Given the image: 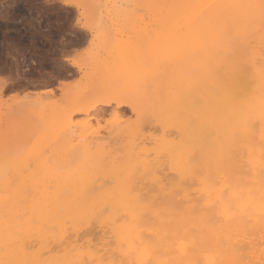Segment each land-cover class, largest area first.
<instances>
[{
	"label": "bare ground",
	"instance_id": "1",
	"mask_svg": "<svg viewBox=\"0 0 264 264\" xmlns=\"http://www.w3.org/2000/svg\"><path fill=\"white\" fill-rule=\"evenodd\" d=\"M58 1L81 4L76 0ZM160 2L183 5L209 0ZM162 10L164 15L183 11ZM225 13L214 19L222 58L211 78L192 83L197 54L181 57L162 53L156 42L154 53L148 55L151 61L154 55L157 58L153 62L155 83L153 88L148 87L153 82L148 81L146 86L151 91L144 90L129 100L98 97L92 105L75 112L70 109V113H61L55 107L51 112L47 103H31L28 116L36 130L26 136V146L32 144L29 140L36 133L34 142L50 153L39 160L33 156L29 164L31 154L23 147L20 160L15 159L20 153L15 150L17 154L5 156L7 161L0 163V258L24 264H63L66 260L76 264H247L249 257L257 262L261 259L264 122L258 111L247 113L248 123L236 116L225 120L205 114L226 94L236 114L258 100L264 40L258 28L246 31L236 25L232 15L228 19L231 26L227 20H217ZM224 24L227 27H220ZM108 61H93L96 70L91 61L87 65L95 71L98 66V71L104 70L102 79L89 84L99 96L117 87L115 78H105ZM70 65L82 70L77 60ZM180 79L189 87L176 103L173 85ZM66 84L62 81L60 87L65 89ZM50 92L52 89L35 94L40 98L41 93ZM146 96L150 102L144 103ZM99 102L101 111L115 104L116 114H120L119 108L128 107L137 119L115 123L107 139L83 135L89 119L75 121L73 113L89 116ZM52 151L58 154L53 157ZM85 153L94 158V166L76 173L75 179H67Z\"/></svg>",
	"mask_w": 264,
	"mask_h": 264
},
{
	"label": "rangeland",
	"instance_id": "2",
	"mask_svg": "<svg viewBox=\"0 0 264 264\" xmlns=\"http://www.w3.org/2000/svg\"><path fill=\"white\" fill-rule=\"evenodd\" d=\"M76 1L85 7L79 9L73 8L71 7L72 5H64L58 0H50L48 3H43L41 0H0V47H2V50H0V80H6L11 86L6 91L5 87L0 85V163L7 161V157L5 158V156L10 157L9 155L11 154H13L11 156H14L17 151L21 153L23 147L28 149L32 144L36 143L34 142L36 133L29 140L33 141L32 144L29 143V145L26 146L27 143L25 142L28 140L26 136H28V134H33L36 130L31 124L33 119L30 120V116H28V110L33 106L31 103L36 104V102H38L39 104L41 103V105L47 103L48 106L46 108H50L51 112L57 109L56 111L61 113H70L68 111L70 109L73 110H71V112H75L79 107H87L86 104L92 105L94 101L96 102L98 100V97H102L101 99L118 97L128 100L133 97L135 98L144 90L146 91V86L150 84L147 83L148 85H144L140 93H134L124 91L121 86L115 85L114 80L113 83L117 87L113 88L114 90L111 89L109 93L102 94V96H99L96 92L93 93L91 91L93 86L92 88L89 86L90 83L91 85L94 84L95 80L103 78L104 70L98 71L101 69L98 66V73L95 71V63L92 64L95 60L104 58L109 60V63H114L118 59L122 57L127 58L128 56L129 58L134 57L135 60H137V55L142 54L144 57L146 56L145 60L152 59V57H149L152 55L151 53H154V44L157 42L155 33L159 26L158 20L164 15L162 8L155 6H162L163 2H160L162 0ZM207 1L208 0H204V2ZM248 2L255 3L257 1L249 0ZM33 3H36L38 6L34 8L32 6ZM208 3L216 4L217 1L209 0ZM225 14L227 16H225ZM225 14L218 17L217 20L224 22L226 20L228 21V19H232L229 13ZM33 15H43L45 26H48L49 23L51 24L50 34L45 41H42L41 46H38V50L28 49L22 46L19 40V36L26 28L30 17ZM229 23H232L231 20L230 22L228 21V26H231L232 24ZM225 24L223 26H221V24L220 27H227ZM92 26H96L101 33L109 34L107 36L101 35L95 43H93L90 32V27ZM68 52L73 54L79 53V58L76 60L82 64V70L73 67L64 60L66 56L65 53ZM144 57H142L143 60ZM153 58L152 62H156V55H154ZM89 61H91L95 70L87 66ZM107 71H105L107 74L105 78L110 79L111 77L114 79V75L109 72V70ZM100 72L102 75L99 74ZM90 74L96 75L91 76ZM155 77L156 76L153 75L149 78L148 81L153 83L148 87L153 88ZM62 81H64L65 84L67 82L65 89L63 88L64 86L62 88L60 87ZM96 82H98V80ZM48 89H52L53 92L48 94L41 93L42 95L40 94V98L35 94L36 92ZM149 89L150 88H148L147 91H151ZM93 91L96 90L93 88ZM21 96H23L22 99ZM151 96L152 95H150L149 98ZM9 97H11V100H9ZM147 97L148 96H146V98ZM148 100L147 98V100L145 99L143 102H150V100ZM5 106L8 108L6 109ZM100 107L99 102L96 104V108L98 109L91 110L89 116L87 113H73L75 121H78V119L79 121L81 119H89L90 124L87 130H84L83 135L89 133V135L93 134L94 136H101V138L107 139L108 132L112 128V125L119 123V121L125 124L136 121L137 119V114L128 107L119 108V110H121H118L120 114L114 112L115 104L106 107V111H101L99 109ZM142 107L144 106L142 105ZM44 113H46V110H44ZM19 119L21 121H19ZM28 120H30V124H28V122L26 123ZM22 121L23 125L21 123ZM15 129L17 131H15ZM40 129L42 130V128ZM23 135H25V137H23ZM7 138L11 140H7ZM7 142H9L10 147ZM5 143L9 147L8 149L6 148L7 146L5 147ZM45 145L46 144H42L43 147ZM4 147L6 151H4ZM48 150L49 149L46 151ZM46 151L45 153H50V150L49 152ZM53 153H55L53 157L58 154L57 151H52L51 154ZM51 154L48 156L50 157ZM2 157H4V159ZM246 258L248 259V257H245V259ZM249 258L252 259V257ZM250 259L249 261H254L253 264L257 262L256 259Z\"/></svg>",
	"mask_w": 264,
	"mask_h": 264
},
{
	"label": "snow or ice",
	"instance_id": "3",
	"mask_svg": "<svg viewBox=\"0 0 264 264\" xmlns=\"http://www.w3.org/2000/svg\"><path fill=\"white\" fill-rule=\"evenodd\" d=\"M41 2L48 3L50 0H41ZM32 6L35 8L38 5L33 3ZM71 7L79 9L85 6L75 4ZM155 7L183 10L179 15L168 13L158 20L159 26L155 33V39L161 46L160 51L162 53H171L181 57L197 54L194 57L193 71L190 78L192 83H198L201 79L213 77L216 64L222 58L214 24L217 14L221 12L229 13L234 17L236 25L243 26L246 31L254 32L258 28L262 40H264V0H259V3H193ZM50 31L51 24L49 23L48 26H45L43 15H33L19 36V40L22 46L38 50V46H41L42 41L48 38ZM90 32L93 43L101 35L107 36L109 34L99 32L96 26H92ZM0 50H2V47H0ZM65 55L68 57L67 63H74L79 58V53L68 52ZM261 55L264 57V45H262ZM155 69L156 65L151 60H134L126 57L108 64V70L114 75L115 83L121 86L124 91L134 93L142 91L143 86L154 75ZM260 78L262 81L260 96L255 102L248 103L246 111H242L240 114L234 113L229 105V97L226 94L212 105L205 115L219 116L225 120L236 116L241 122L248 123L250 121L247 113L258 111L260 120L264 122V64L261 65ZM0 85L4 86L6 91L11 87L6 80H0ZM173 87L175 89L176 103H179L182 99V94L189 85L184 79H180L174 83ZM9 100H11V97H9ZM40 119L43 120L44 117L41 116ZM27 150L31 154L28 158L29 164L33 156L39 160L43 158L46 151L39 143L32 144ZM22 156L23 153H19L15 156V159L20 160ZM92 166H94V158L85 153L78 158L74 171L69 172L66 178L69 180L75 179L76 173L86 171ZM127 192L129 195L131 194L132 189L130 186L127 187ZM259 211L261 218L264 219V188L261 190ZM0 264H24V262L0 258ZM63 264H76V262L66 260ZM132 264H136V262L133 261ZM177 264H180V262L178 261ZM247 264H253V262L248 261ZM255 264H264V252H262L261 259Z\"/></svg>",
	"mask_w": 264,
	"mask_h": 264
}]
</instances>
